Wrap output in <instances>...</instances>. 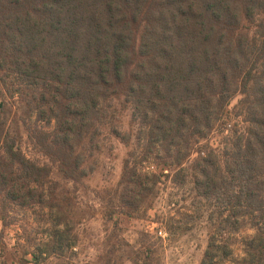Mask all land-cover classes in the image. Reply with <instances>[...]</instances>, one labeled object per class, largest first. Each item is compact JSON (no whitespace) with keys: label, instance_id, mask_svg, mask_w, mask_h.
Returning a JSON list of instances; mask_svg holds the SVG:
<instances>
[{"label":"trees","instance_id":"16d2710c","mask_svg":"<svg viewBox=\"0 0 264 264\" xmlns=\"http://www.w3.org/2000/svg\"><path fill=\"white\" fill-rule=\"evenodd\" d=\"M242 21L252 24V36ZM10 77L46 90L38 103L50 107L53 127L42 133L44 153L71 180L82 174L74 150L107 103L129 106L145 142L143 159L157 145L179 164L191 141L229 113L230 98L243 95L247 127L225 145L222 166L212 152L198 156L196 187L204 198L222 197L229 232L239 228L234 216L254 230L242 240L241 264H264V0H0V81ZM4 152L25 173L49 172L12 143ZM127 164L121 184L158 182ZM214 237L199 264L218 257Z\"/></svg>","mask_w":264,"mask_h":264},{"label":"rangeland","instance_id":"374dc122","mask_svg":"<svg viewBox=\"0 0 264 264\" xmlns=\"http://www.w3.org/2000/svg\"><path fill=\"white\" fill-rule=\"evenodd\" d=\"M242 24L252 36V24ZM17 85L12 77L0 81V90H6L0 93L6 139L0 140V264H199L211 233L218 247L213 264L242 263V240L254 230L247 219L234 216L239 228L229 232L222 197L200 195L195 165L198 156L212 152L222 166L225 145L247 127L239 104L243 95L230 98L229 113L199 142L191 141L190 156L179 164L164 158L157 145L143 159L145 142L129 106L107 103L103 119L74 150L82 174L71 180L44 153L42 133L53 127L50 107L38 103L46 90L23 80ZM10 143L49 172L22 171L4 152ZM125 161L136 174H155L158 182L138 177L141 186L137 178L121 184Z\"/></svg>","mask_w":264,"mask_h":264}]
</instances>
